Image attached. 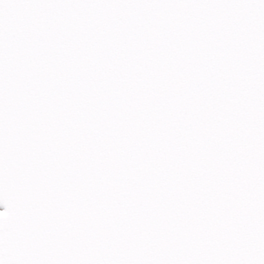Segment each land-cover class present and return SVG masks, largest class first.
<instances>
[{"label": "snow or ice", "instance_id": "snow-or-ice-1", "mask_svg": "<svg viewBox=\"0 0 264 264\" xmlns=\"http://www.w3.org/2000/svg\"><path fill=\"white\" fill-rule=\"evenodd\" d=\"M0 264H264V0H0Z\"/></svg>", "mask_w": 264, "mask_h": 264}]
</instances>
